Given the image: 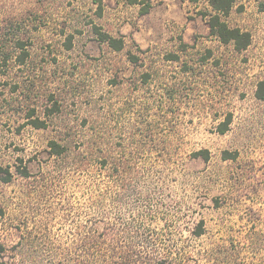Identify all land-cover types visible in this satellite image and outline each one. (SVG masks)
Returning a JSON list of instances; mask_svg holds the SVG:
<instances>
[{
	"label": "rangeland",
	"instance_id": "1",
	"mask_svg": "<svg viewBox=\"0 0 264 264\" xmlns=\"http://www.w3.org/2000/svg\"><path fill=\"white\" fill-rule=\"evenodd\" d=\"M102 1L0 0L7 259L264 264V0L225 18L251 35L240 53L211 35L210 0Z\"/></svg>",
	"mask_w": 264,
	"mask_h": 264
},
{
	"label": "trees",
	"instance_id": "2",
	"mask_svg": "<svg viewBox=\"0 0 264 264\" xmlns=\"http://www.w3.org/2000/svg\"><path fill=\"white\" fill-rule=\"evenodd\" d=\"M138 0L131 1L132 3H137ZM236 0H210L211 6V14L208 19V26L210 29L211 35L216 37L222 44L228 45L233 44L236 52H243L247 50V48L251 44V35L249 32L242 31L239 28H231L226 22L225 18L229 16L232 7ZM99 6V11H102L103 1L96 0ZM95 34L98 36V39L102 43H106L111 49L114 51H122L125 48V41L122 37L115 38L108 33H105L101 30V28L94 25ZM24 63V61H21ZM257 98L260 100H264V81L259 83V89L257 92ZM35 129H44L47 127V122L44 120H40L39 118L32 119L30 123ZM224 133L225 131H221ZM49 147L51 149V154L54 156H62L66 153L67 149L65 146H62L60 143L56 141H51L49 143ZM202 154L205 155V160L208 159L207 151H200L196 153V156H200ZM99 169H104L107 165V161L100 160ZM22 176H27L28 171L25 169L21 172ZM14 173L10 170L9 167H3L0 165V181L3 183H9L12 181ZM106 234V231H105ZM202 233H199L200 236ZM110 234L104 235L109 237ZM156 242V241H155ZM154 256H155V264H164L169 260L170 257L163 253V250L160 247H155ZM8 249L5 245L0 244V264H15L11 259H7ZM127 260V259H126Z\"/></svg>",
	"mask_w": 264,
	"mask_h": 264
}]
</instances>
